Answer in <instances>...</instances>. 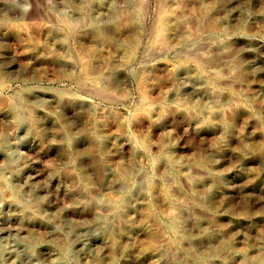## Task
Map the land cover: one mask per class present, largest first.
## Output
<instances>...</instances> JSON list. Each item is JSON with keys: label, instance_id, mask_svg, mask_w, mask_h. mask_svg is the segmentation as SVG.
<instances>
[{"label": "rangeland", "instance_id": "374dc122", "mask_svg": "<svg viewBox=\"0 0 264 264\" xmlns=\"http://www.w3.org/2000/svg\"><path fill=\"white\" fill-rule=\"evenodd\" d=\"M257 36L264 0H0V224L61 249L96 219L109 231L81 264H264ZM79 56L98 84L122 66L110 96L73 78ZM37 87L91 106L47 103L29 129L12 101Z\"/></svg>", "mask_w": 264, "mask_h": 264}, {"label": "bare ground", "instance_id": "6f19581e", "mask_svg": "<svg viewBox=\"0 0 264 264\" xmlns=\"http://www.w3.org/2000/svg\"><path fill=\"white\" fill-rule=\"evenodd\" d=\"M74 27V20H67L64 22V29L72 30ZM249 43L264 49V39L258 36L250 39ZM1 58L0 54V61H2ZM62 62L67 65L74 63L79 64L80 70L73 75V78L81 87L87 88L91 93L102 97H108L111 93L106 85L107 77H113L115 79L122 78L121 65H113L107 69L104 73L105 76L102 77V81H99L98 84V77L90 74V66L87 64L84 56L77 57L75 61L62 59ZM192 69L193 72L191 74L184 76L181 91L198 89L190 85V81L195 78L194 73L197 68L194 66ZM177 92L178 91H175V93ZM24 93L25 94L22 96L14 97L12 107L16 120L23 123L29 129L37 128L39 123L36 121V114H42L43 106L47 103H50L57 112H61L66 106L73 112H78L84 106H91L84 98L73 94L66 95L60 91L48 88H30ZM50 119L52 123H56L54 118ZM73 144V138L65 140V146L70 151L73 150ZM52 146L58 148L59 144L53 143ZM4 147L5 141L4 139H0V150ZM76 158L81 160V154H76ZM110 187H118V181L112 178ZM179 218L178 215H171L164 220V222L170 226L176 223ZM42 219L49 224L48 222L50 219L47 216H42ZM75 231L73 238L71 240H65L63 247L57 249L42 240L31 242L27 239H21L16 232L0 224V264H81V262L94 256V249L96 246L103 245V238L105 234L108 233L109 229L107 225L95 219L82 223ZM166 262L168 264H173L171 261Z\"/></svg>", "mask_w": 264, "mask_h": 264}]
</instances>
